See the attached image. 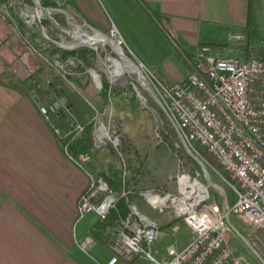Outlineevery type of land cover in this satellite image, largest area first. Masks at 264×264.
Wrapping results in <instances>:
<instances>
[{"label": "rangeland", "instance_id": "1", "mask_svg": "<svg viewBox=\"0 0 264 264\" xmlns=\"http://www.w3.org/2000/svg\"><path fill=\"white\" fill-rule=\"evenodd\" d=\"M177 4L180 8L181 5ZM61 10L67 12L72 24L79 25V32L92 35V28L103 29L105 23L114 26L123 39L124 54L139 66L153 67L165 82L177 80L185 74L198 43L223 47L227 45L226 34L233 32L229 12L225 11L221 20L215 16V11L211 15L203 4L199 7L196 3L187 5L177 14L171 13L168 18L158 10L155 2L144 0H71ZM35 11L32 0H0V83L22 89L25 98L31 99L33 109L37 108L43 119L37 102L47 108H56L60 101L69 107L78 121L81 117L93 119L96 125L94 147L100 165L115 164L120 172L122 186L113 192L116 200L118 197H127L131 201L130 205H135L159 228L161 237L153 245L159 251V255H156L158 258L167 256L168 247L172 244L176 250H180L188 241L189 229L181 219L167 220L166 216L171 214L168 207L163 209L164 213L151 208L145 194L177 196L178 178L181 180L189 175L200 180L203 175L201 166L186 153L172 124L161 114L147 92L140 88L136 74L127 70H123L122 74L114 72L112 60H118L119 57L112 48L104 43L77 46L79 39L50 22L56 29L50 31V39L58 47L67 50L88 47L95 51L92 66L85 67L76 57L60 61L57 53L50 54L33 47L27 29L48 40V37L43 36V33L47 35L42 25L44 15L41 13L40 17H36ZM56 13H53V17ZM18 19L25 24L23 29L17 25ZM63 21V24L57 23L67 27L64 16ZM109 28L99 31L108 34ZM231 46L236 49L235 44ZM80 68L84 70L78 71ZM92 73L98 75L99 84L94 81ZM68 74L82 77L76 84L67 78ZM101 78L106 80L108 88L121 89L118 97L113 98L111 95L112 103H104L98 94ZM56 102L57 105H53ZM94 105L98 108L94 109ZM77 109L79 114H75ZM58 111V107L57 110H50V119H45V122L63 154L81 167L60 145V137L54 127L62 130L68 118L57 114ZM99 126L103 127L100 129L101 134H108L102 141L95 137ZM195 150L197 154L192 152L205 165L211 181L222 187L227 204L231 205L236 196L222 177L223 169L215 164L203 148L195 146ZM86 173L89 186L91 178L96 179ZM206 186L211 197L222 206L223 198L219 191L210 185ZM123 191L125 194L122 196ZM97 218L94 212L89 211L75 224L94 222ZM229 221L247 240L246 243L231 230L228 235L229 246L243 256L247 264H264V227L255 228L244 224L234 215H229ZM174 226L178 228L173 235L171 231ZM86 252L92 256L94 254L89 249ZM122 261L123 264H148L140 256L131 262Z\"/></svg>", "mask_w": 264, "mask_h": 264}, {"label": "built area", "instance_id": "2", "mask_svg": "<svg viewBox=\"0 0 264 264\" xmlns=\"http://www.w3.org/2000/svg\"><path fill=\"white\" fill-rule=\"evenodd\" d=\"M70 1L54 0L58 9H65ZM106 35L122 48L123 39L114 26H110ZM43 36L47 38L46 33ZM245 42V34L228 32L227 45L223 47L198 44L186 78L170 84L164 83L155 70L140 64L144 79L187 146L195 154V146L203 148L223 169L222 177L236 199L223 210L209 194L206 184L189 175L186 176L197 181L200 187L184 185L178 178L177 196L147 193L146 201L152 208L164 212L168 207L170 220L183 221L190 231L188 241L180 250L170 245L167 256L158 258L159 251L153 246L160 239L157 227L135 205H129L127 215L111 226L106 243L113 256L106 264H115L118 259L131 262L137 256L146 259L148 264H247L229 246L231 228L225 221L226 215H234L244 224L264 227V58L240 55L231 46ZM137 94L145 99L138 91ZM37 105L40 114L49 120V107L40 102ZM57 107V114L68 118V130L54 127L56 134L65 137L80 133L82 124L69 107L60 101ZM101 128L95 133L99 141L108 135L101 134ZM148 194L157 198L155 202ZM115 201L116 197L103 180L91 178V184L80 196L78 217L92 211L100 221H105ZM177 228H172L173 235Z\"/></svg>", "mask_w": 264, "mask_h": 264}, {"label": "crops", "instance_id": "3", "mask_svg": "<svg viewBox=\"0 0 264 264\" xmlns=\"http://www.w3.org/2000/svg\"><path fill=\"white\" fill-rule=\"evenodd\" d=\"M144 1L155 2L166 18L193 3L203 4L211 15L215 11L221 20L229 12L233 32L246 35L235 51L264 58V0ZM186 69L177 80L159 78L167 84L179 82L190 65ZM23 93L0 83V264H106L113 256L106 243L113 225L105 226L99 218L75 224L84 215L78 217V204L88 187L87 173L63 154L45 119ZM200 180L205 183L203 175Z\"/></svg>", "mask_w": 264, "mask_h": 264}, {"label": "trees", "instance_id": "4", "mask_svg": "<svg viewBox=\"0 0 264 264\" xmlns=\"http://www.w3.org/2000/svg\"><path fill=\"white\" fill-rule=\"evenodd\" d=\"M41 4L45 7L57 8L54 0H41ZM54 17L57 22L63 24L64 21L61 13L57 12ZM16 22H18L17 25L21 29L25 27V24L22 22V20L18 19L16 20ZM42 25H44L47 31L48 40L42 38V36H40L37 32L27 29L29 39L31 40L33 47L46 51L50 54L57 53L59 55L58 58L60 61H63L67 57H76L77 61L83 63L85 67L92 66L93 60L96 55L93 49L88 47H78L72 50L62 49L55 45L50 39V31H54L56 29L53 28V26L46 19L42 20ZM82 70L84 69H78V71L80 72H82ZM81 77L82 76L80 75L71 76L70 74H68L67 76V78H69L76 84L79 82ZM120 91L121 89H118L116 87L108 88L106 80L104 78H101V88L99 89L98 94L100 95L104 103H112L111 95L113 96V98L115 96L118 97ZM97 108V106L96 108L94 107V109ZM50 110H52V107H49V111ZM158 110L163 116H165V114L159 107ZM75 114H79V109L75 111ZM64 116L66 115L64 114ZM79 122L82 124V131L78 134H69L65 137L58 138L60 145L64 147L70 157L76 160L86 172L92 175L95 179H102L103 181H105L112 192L117 191L122 186L119 169L115 164L111 163L107 164L106 166H102L100 165V161L98 160L97 150L94 147L93 137L96 128L95 121L91 118L82 119L81 117L79 118ZM62 130H68V123L66 126L64 125V127L62 125ZM130 202V199H128L127 197H118L114 208L109 211L106 220L103 221V225H113L116 221L124 218L129 212Z\"/></svg>", "mask_w": 264, "mask_h": 264}, {"label": "water", "instance_id": "5", "mask_svg": "<svg viewBox=\"0 0 264 264\" xmlns=\"http://www.w3.org/2000/svg\"><path fill=\"white\" fill-rule=\"evenodd\" d=\"M33 4H34V8L37 12H40L44 15V18L47 19L50 23H52V25H54L55 27H57L58 29H60L61 31H64L65 33L69 34L72 37H75L72 35L73 29L74 27L79 28V25H74L71 23L70 21V17L68 16L67 12L58 8H50V7H45L41 4V2L39 0H32ZM54 12H60L66 20V25L67 27H63L60 26L54 19L53 17V13ZM94 32H96L97 34L102 35L107 42L110 41V38L103 32L99 31L96 28H92ZM84 38H92V36L90 35H82ZM77 37V36H76ZM81 37V35L79 36V38ZM99 42V39H98ZM118 55V54H117ZM122 55V54H121ZM127 61H129L136 69L135 71H133L136 76H137V83L140 86L141 89H143L144 91L147 92V94L151 97V99L155 102V104L162 110V112L165 114V116L167 117V119L169 120V122L172 124V126L174 127L182 145L183 148L185 149L186 153L196 162L198 163L202 170H203V178L205 181V184L210 185L212 187H214L215 189H217V191H219V193L221 194L222 198H223V204H222V209L226 210L228 207L227 204V199H226V195L224 190L222 189V187H220L217 184H214L210 177L209 174L207 173L206 169H205V165L203 164V162L198 158L197 155H195L191 149L187 146V144L185 143V141L183 140L181 133L179 132V130L176 127V124L174 123V121L172 120V118L169 116V114L167 113V111L165 110V108L163 107L162 103L160 102V100L158 99V97L155 95V93L152 91V89L150 88V86L148 85V83L146 82V80L144 79V76L142 74V71L140 69V66L138 64H136L131 58H129L126 55H122ZM121 56V57H122ZM92 77L94 79V81L99 84L100 80L98 78V75L95 73H92ZM225 221L226 223L230 226L231 230L236 232L240 237H242V239L247 243V240L239 233V231L230 223L229 221V216L226 215L225 216Z\"/></svg>", "mask_w": 264, "mask_h": 264}, {"label": "bare ground", "instance_id": "6", "mask_svg": "<svg viewBox=\"0 0 264 264\" xmlns=\"http://www.w3.org/2000/svg\"><path fill=\"white\" fill-rule=\"evenodd\" d=\"M38 13L40 16V12H38ZM85 34L89 35L85 32H79L78 28L73 29L72 35L75 36L74 38L79 39V43L77 46H79V45L92 46V45L97 44V43H104L108 47L112 48L118 54L119 59L118 60L117 59L112 60L113 65H114V72H116V74H122L123 70H127L129 72L135 71L136 68L122 56V55H125L122 48L117 46L116 43L113 41V39H110V41L107 42L106 39L102 35L97 34L96 32H94L91 35L92 38H84L82 35H85ZM80 35H81V37L79 38ZM98 39H99V42H98ZM180 182L184 185L191 184L192 186L197 185L198 187H200V185H199V183H197V181L190 180L187 176L182 178L180 180ZM148 198L152 199L153 202H155V200L157 199L156 197H151L149 194H148Z\"/></svg>", "mask_w": 264, "mask_h": 264}]
</instances>
